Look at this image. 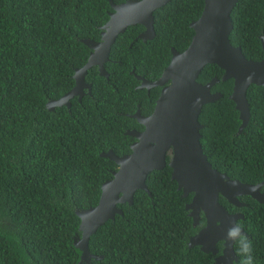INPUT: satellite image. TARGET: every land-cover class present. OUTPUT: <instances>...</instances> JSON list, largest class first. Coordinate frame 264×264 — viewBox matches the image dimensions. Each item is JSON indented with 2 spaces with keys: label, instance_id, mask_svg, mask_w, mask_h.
Instances as JSON below:
<instances>
[{
  "label": "trees",
  "instance_id": "obj_1",
  "mask_svg": "<svg viewBox=\"0 0 264 264\" xmlns=\"http://www.w3.org/2000/svg\"><path fill=\"white\" fill-rule=\"evenodd\" d=\"M204 6V0H171L155 12V37L147 42L138 38L143 25L128 27L105 63L110 76L91 68L86 75L91 90L51 110L48 102L69 92L75 70L88 62L91 48L84 39L101 38V25L112 11L109 0H0V264H80L85 251L75 244L82 221L77 211L99 202L102 185L116 166L100 154L105 141L95 135L98 123L118 126L127 117L123 112H135L139 105L145 112L152 110L149 100L157 94L147 96L137 88V76L127 72L134 68L151 81L161 76L172 49L182 52L189 46L191 23ZM231 19L233 43L257 60L264 0H239ZM93 22L100 26L90 28ZM133 36L130 47H122ZM121 47L122 55H132L133 67H119ZM119 70L124 75L118 76ZM223 74L218 65L208 64L198 82ZM233 85L229 79L212 87L223 96L203 106L201 144L214 168L257 183L264 180V86H250L251 116L239 132L240 112L229 98ZM120 94L129 98L127 105L119 107ZM124 142L110 146L127 153L129 142ZM171 173L166 166L150 174L151 195L136 192L135 197L148 195L138 209L119 203L124 214L117 213L91 235L89 251L103 259L83 264H215V254L190 245L196 229L185 209L190 197H182ZM248 203L238 222L253 241L256 264H264V203L252 197ZM218 247L221 253L222 244Z\"/></svg>",
  "mask_w": 264,
  "mask_h": 264
},
{
  "label": "water",
  "instance_id": "obj_2",
  "mask_svg": "<svg viewBox=\"0 0 264 264\" xmlns=\"http://www.w3.org/2000/svg\"><path fill=\"white\" fill-rule=\"evenodd\" d=\"M168 1L170 0H128L118 4L110 0L114 12L109 14V20L102 27L100 35L104 41L84 40V43L92 49L88 62L75 70V86L61 98L50 100L47 104L48 108L53 110L67 105L74 96H82L84 89L90 90L91 84L85 81V77L91 68L97 67L101 76L109 77L110 73L105 68V62L108 61L111 45L126 28L141 24L145 30L139 38L144 41L148 38L152 39L155 35L153 12ZM204 1L205 6L201 16L191 24L194 36L189 46L182 52L173 49L174 56L170 64L162 73L161 80L154 83L158 85L171 80L145 124L147 130L149 124H153L155 129L163 127L164 134L157 142L164 141L165 146L163 149L153 146L151 133L147 136L149 138L146 136L138 138L140 147L135 145L134 153L127 157L125 162H121L122 157L119 158L115 153L106 154L111 160L121 164L120 169L114 173L118 178L104 184L101 200L96 207L78 212L82 217L81 230H85L87 216L99 217L90 218L97 220L93 227L95 231L99 224L114 218L117 212H123L117 206L118 202L124 203L127 200L132 203L136 189L148 190L147 176L166 165L167 151L170 147L174 150L169 164L173 168L172 179L177 181L178 189L183 191V197L192 194L193 202L188 204L186 209L197 213L198 209L202 208L207 217V225L193 238V243L200 245L201 250L215 254L218 251L217 243L226 240L227 230L239 219L244 218L242 213H231L221 204L216 198L218 193L234 205H241L242 202L238 197L243 194H250L253 198L264 202V193L256 192L260 190V184L251 185L227 173L219 172L212 167L203 152L201 144L203 125L199 121L200 114L205 104L215 102L223 96L221 92H212V87L220 80L234 79L229 98L240 112L242 124L239 132H242L251 116L247 92L252 84L264 86V59L261 61L247 59L241 47H236L231 42L230 33L233 29L231 13L239 0ZM208 64L218 65L224 70V74L221 79L214 77L202 84L198 82V78ZM146 84L143 79L142 86ZM148 142L152 145L146 144ZM115 187H122L125 193L123 197L119 198L116 191L113 192ZM192 215L190 216L193 217ZM199 219L197 214L194 218L196 224ZM89 238V231L85 230L83 239L78 243L86 251L80 264L91 259H103V255H95L88 251ZM226 242L225 258L231 252L234 256L233 243L229 240ZM227 264H232L231 258L227 259Z\"/></svg>",
  "mask_w": 264,
  "mask_h": 264
},
{
  "label": "clouds",
  "instance_id": "obj_3",
  "mask_svg": "<svg viewBox=\"0 0 264 264\" xmlns=\"http://www.w3.org/2000/svg\"><path fill=\"white\" fill-rule=\"evenodd\" d=\"M113 1V0H112ZM128 1V0H127ZM171 1V0H170ZM170 1H168L167 3H169ZM109 3H110V0H109ZM125 3V2H124ZM166 3V4H167ZM165 4V5H166ZM165 5H163V6H161V7H159V8H156L155 10H154V12H153V17H154V23H155V12L158 10V9H160V8H162V7H164ZM107 23V22H106ZM106 23H104L103 25H101V27H103ZM192 24V23H191ZM98 26H100L99 25V23L98 22H93V23H90V25H89V27L90 28H92V29H96ZM128 28H126V30H127ZM125 30V31H126ZM124 31V32H125ZM232 31V30H231ZM124 32H122V33H124ZM101 33V32H100ZM121 34V33H120ZM141 34V33H140ZM139 34V35H140ZM231 34V33H230ZM139 35H138V38H139ZM118 37V36H117ZM154 37H155V35H154ZM153 37V38H154ZM133 38H134V36L128 41V42H126L122 47H124V46H129L130 47V45H131V43H132V41H133ZM152 38V39H153ZM231 38V37H230ZM88 38H85L84 40H87ZM141 39V38H140ZM152 39H149V40H152ZM262 39L264 40V34L263 35H261L260 36V40H261V43H262ZM90 40H92V39H90ZM101 40V38L100 39H97V40H93V41H100ZM143 40V39H142ZM144 41V40H143ZM148 41V40H147ZM147 41H144V42H147ZM231 42H232V44L234 45V46H236V47H241V49H242V53L244 54V56L245 57H247V59H249V60H254V61H256V59H253V58H251V57H249L246 53H245V51H244V49H243V47H242V45L241 44H239V45H236L235 43H233V40L231 39ZM115 43V42H114ZM114 43L111 45V49H112V46L114 45ZM130 43V44H129ZM122 47L120 48V50H119V54H118V56H120L121 55V49H122ZM91 51H92V49H91ZM110 52H111V50H110ZM259 53L261 54V56L263 55V52L259 49ZM172 54H173V49H172ZM173 56H174V54H173ZM173 56H172V58H173ZM123 57V60L120 62V65H119V67L120 68H123V66H126V67H133V57H132V55H129L127 52H124V55L122 56ZM110 59V53H109V58H108V60ZM172 60V59H171ZM107 62V61H106ZM105 62V63H106ZM170 64V63H169ZM106 68V67H105ZM167 68V67H166ZM165 68V69H166ZM164 69V70H165ZM120 71V70H119ZM118 72V71H117ZM164 72V71H163ZM128 74H130L131 76H137V79H139L138 77H140V80H142L143 81V79H144V77H141V76H139L140 74H142V73H140V72H138V71H136L134 68H133V70L131 71V72H127ZM118 74V73H117ZM121 75H124L123 73L122 74H118V76H121ZM110 76V75H109ZM161 77H162V74H161V76H159V77H157V78H155L154 80H152L153 81V83H156V82H158V81H160L161 80ZM233 79V78H232ZM88 82V81H87ZM88 83H90V82H88ZM147 84H150V83H148V82H146ZM171 83V80H169V81H167V82H164V83H162V84H158V85H154L153 84V88H161V86H164V90H163V92H162V94L160 95V96H158V94H159V92H157V91H154L151 95H148L147 94V96H149V97H153L154 96V94L156 93L157 94V98L156 99H152V100H149V102L151 103V104H153V108H152V110L151 111H148L147 109V112H145V111H143V109L141 108V106L139 105V108L137 109V111H135V112H123V113H125L126 115H127V117H123L124 118V121L120 124V125H118V126H113V127H104L103 125L105 124L104 122H102V121H100L99 123H98V126H97V128H96V132H97V134H95V130H94V128H93V126L91 125V128H92V131H93V133L95 134V135H97V136H99V137H101L104 141H105V146L104 147H102V149H101V151H100V154H101V156L102 157H108L106 154H108V153H110V152H112V153H115L116 155H118L119 156V158H120V156L122 157L123 156V154L121 153V150H119V149H115V147L114 146H110V143H113L114 141H118V142H123L124 140H125V142L124 143H128L129 142V144H131L134 140H136L137 138H138V136H139V134L141 133V131H143L145 128H146V122L148 121V119L150 118V116H151V114L154 112V110H155V107H156V104H157V102H158V100L163 96V94L165 93V89L167 88L166 87V84H170ZM91 84V83H90ZM167 85V86H168ZM91 87H92V84H91ZM153 88H151V89H153ZM140 89H145V90H147V92L149 93L150 91H151V89L149 90V88L147 87V86H140ZM85 90H88V89H84V94L82 95V96H78V95H76L79 99H81L84 95H85ZM91 90V89H90ZM75 97V96H74ZM59 99V98H58ZM71 103H70V100H69V104H67V105H70ZM99 115H95V116H92L91 117V119H95V118H97ZM102 117V116H101ZM102 119H104L107 123H111V122H109V121H107L108 119H107V117H102ZM149 127H152L153 129H154V131L156 132H154L153 133V139L155 140V141H157L158 140V138L160 137V136H162L163 134H164V130H163V127L161 128V129H155V126L153 125V124H149ZM133 151V149L132 148H130V151H128V152H132ZM204 152V151H203ZM134 153V151L132 152V154ZM172 157H169V156H167L166 157V165L162 168V169H164L166 166H169L171 169H172V172H173V168L169 165L170 164V162L172 161V159H171ZM120 166H121V164L120 163H118V162H116V166H115V168H114V170H113V175H114V173L115 172H117L119 169H120ZM213 167V166H212ZM214 168V167H213ZM161 169V170H162ZM215 169H217V168H215ZM219 172H221V173H227V172H225V171H220L219 169H217ZM155 171H159V170H154V171H152V172H155ZM151 172V173H152ZM150 173V174H151ZM150 174L147 176V179H146V184L148 185V190H145V189H142V190H144V191H147V192H149V194L151 195V191L149 190V183H150ZM228 175H230L229 173H227ZM231 176V175H230ZM235 178V177H234ZM114 178L112 177V178H110V179H108V180H106L104 183H103V185H102V189H103V186H104V184L107 182V181H111V180H113ZM171 180L172 181H175L176 183H177V181L176 180H173L172 179V173H171ZM241 180V179H240ZM242 182H245V181H242ZM245 183H247V182H245ZM249 184V183H248ZM254 185H258V184H260V191L262 192V193H264V180H262V181H260V182H257V183H253ZM177 187H178V183H177ZM119 189H122V187H115L114 188V190H113V192L114 191H116V193H117V195L119 196V198H121V197H123L124 195H121V194H118V190ZM138 190H141V189H136L135 190V192H134V195H133V199H132V203H130L129 201H127L126 200V202H128L129 204H134V208L135 209H138V207H139V204H141V203H143V202H145V200H147V198H148V195H147V193H145V192H143V193H141L140 195H137L136 197H135V195H136V192L138 191ZM103 192V191H102ZM183 192V191H182ZM125 194V193H124ZM244 195H246V196H244ZM242 196H244V198H242V201L241 202H243V201H247V204H248V206H249V203H248V197H252V196H250V194H243ZM188 197H190V200H191V198H192V194H190ZM135 198H136V200H138L139 202H137V203H134L135 202ZM253 198V197H252ZM256 199V198H255ZM100 200H101V197H100ZM100 200H99V202H100ZM256 201H259V202H261V203H264V202H262V201H260L259 199H256ZM99 202L95 205V206H91V207H89V208H86V209H80V210H78L77 212H79V211H81V212H84V210H88V209H91V208H93V207H96L98 204H99ZM119 203H121V202H118L117 203V206L120 208V209H122V211H123V208L122 207H120L119 206ZM125 203V202H124ZM247 206V207H248ZM247 207H245V208H247ZM118 213V212H117ZM116 213V214H117ZM116 214H115V217L114 218H109L108 220H106L104 223H101V224H99V226L97 227V229L95 230V231H93V227H94V225H96V223H97V220H91L90 218H99V217H89V216H87L86 217V219H87V221L89 222V225L87 226L86 224H85V230L88 232L89 231V234H90V238H89V240H88V251H89V242H90V239H91V235L93 234V233H95L101 226H103L104 224H106L109 220H115V218H116ZM121 215H123L124 214V211L122 212V213H120ZM82 218V217H81ZM194 220V218H192V221ZM240 220V219H239ZM238 220V221H239ZM200 221H201V219H200ZM81 223H82V221H81ZM87 223V222H86ZM80 226H81V224H80ZM85 230H81L80 228H79V233L78 234H76L77 235V239H76V241H75V244L78 246V247H80L79 245H78V243H79V240L80 239H83V234H84V231ZM194 238V237H193ZM225 239L226 240H229V241H231L232 243H233V246H234V256H233V254H232V252L228 255V257L227 258H225V255H224V249H225V247H223L222 246V251H221V253H219L220 252V250H219V247H218V244H217V252L215 253V256H216V254L217 253H219L220 255L217 257V260L215 259V264H218V263H220V262H223V264H227V259H229V258H231V262H232V264H235V261L236 260H238V264H256V258H255V255H254V245H253V241H252V239L249 237V235L245 232V230H244V228H243V225L240 223V222H236L232 227H230L228 230H227V234H226V237H225ZM190 245H196V246H198L200 249H201V246L200 245H198V244H195V243H193V239L191 240L190 239ZM81 248V247H80ZM83 249V248H82ZM84 250V249H83ZM85 251V250H84ZM211 253V252H210ZM213 254V253H212ZM85 255H86V251H85ZM84 255V256H85ZM236 256V258H234ZM215 258V257H214Z\"/></svg>",
  "mask_w": 264,
  "mask_h": 264
},
{
  "label": "flooded vegetation",
  "instance_id": "obj_4",
  "mask_svg": "<svg viewBox=\"0 0 264 264\" xmlns=\"http://www.w3.org/2000/svg\"><path fill=\"white\" fill-rule=\"evenodd\" d=\"M111 6V5H110ZM112 8V7H111ZM112 12H114V9L112 8V11L110 12V13H112ZM193 23V22H192ZM145 30V29H144ZM141 33H143V32H141ZM140 36H141V34H140ZM132 38V37H131ZM130 38V39H131ZM129 39V40H130ZM149 39V38H148ZM104 40H103V38L101 37V40L100 41H98V42H103ZM147 41V40H146ZM128 42V41H127ZM261 50H262V52H263V55L261 56V57H259L256 61H261V60H263L264 59V40L262 39V43H261ZM123 50L121 49V52H122ZM110 53V52H109ZM123 55L121 54L120 56H118L119 58H121V59H123V57H122ZM108 58H109V54H108ZM118 62V64L120 65V62L121 61H117ZM123 67H126V66H123ZM121 71V70H120ZM120 71H118L117 73L118 74H120ZM141 77H144V76H141ZM146 79V78H145ZM148 80V79H147ZM85 81L87 82V80H86V77H85ZM138 81L140 82L139 83V85L137 86V88H140V86H142V84H143V81L142 80H140V79H138ZM149 81H151V80H149ZM151 82H153V81H151ZM167 85L168 84H166V87H167ZM145 86H147L148 88H149V90L151 89V88H153L154 86L153 85H151V84H146ZM163 90H164V86H161V88H153V89H151V91L148 93L147 92V90H146V94H148V95H151L154 91H157V92H159V94H158V96H160L161 94H162V92H163ZM118 91V90H117ZM120 101H121V104L119 105V107L120 106H125V105H127L128 103H129V98L128 97H125V96H122L121 94H120ZM118 116H120V115H118ZM118 119V118H117ZM240 129V128H239ZM155 131H154V129L152 128V127H149V130H147V128H145L143 131H141V133L139 134V136H138V138L139 137H143V136H146V138H149V137H147V136H149V135H151V133L153 134ZM156 133V132H155ZM136 139V140H134L131 144H129V145H126V150H127V153H123V155H126V154H131L130 152L128 153V149L129 148H132L133 149V147L135 146V145H138V142H139V139ZM151 141H152V143H153V146L154 145H156L157 146V148H159V149H163V147L165 146V142L164 141H162V142H160V143H158L157 141H155L153 138H151ZM173 155H174V150L170 147L169 149H168V151H167V156H169V157H173ZM182 176V175H181ZM246 182V181H245ZM247 183H249V182H247ZM249 184H251V185H254L253 183H249ZM220 190V189H219ZM219 190H218V192H219ZM256 192H261L260 190H257ZM118 194H121V195H124V192H123V190L122 189H119L118 190ZM232 196L233 197H235V195H233L232 194ZM244 196H246V195H244ZM244 196H239L238 198L242 201V198H244ZM251 196V195H250ZM182 197H183V194H182ZM247 197V196H246ZM185 198H187V197H185ZM216 198H217V200L221 203V204H223L231 213H242L244 216H245V207H247L248 206V204H247V201H243L242 203H241V205H238V204H236V205H234V204H232V203H230V202H228L227 201V199L224 197V196H222L221 195V193L219 194H217V196H216ZM194 200V199H193ZM193 201L192 200H187L186 201V204H185V209L187 208L186 206L188 205V204H191ZM188 216H190V215H192L193 217H191V218H196V215L197 214H199V218L200 219H202V218H204L205 219V223L204 224H202L201 223V221H200V219L198 220V223L196 224V222L193 220V225L196 227V229L194 230V233L190 236V239L192 240L193 239V237H195L198 233H199V231H201L206 225H207V217L204 215V213H203V211H202V208H199L198 209V212L197 213H192V210H190V209H188ZM240 220H242V219H240ZM238 222V221H237ZM86 225L88 226L89 225V222L87 221V223H86ZM218 243H221L222 244V246L223 247H226V244H227V242H226V240H221V241H219ZM217 243V244H218ZM232 250H234V246H232ZM220 254L219 253H217L216 254V256H215V259L217 260V257L219 256ZM218 264H223V262H220V263H218Z\"/></svg>",
  "mask_w": 264,
  "mask_h": 264
},
{
  "label": "bare ground",
  "instance_id": "obj_5",
  "mask_svg": "<svg viewBox=\"0 0 264 264\" xmlns=\"http://www.w3.org/2000/svg\"><path fill=\"white\" fill-rule=\"evenodd\" d=\"M148 40H149V39H148ZM115 42H117V39H115ZM144 79H145V77H144ZM145 82H148V83H150L151 85L154 84L153 82H151V81H149V80H147V79H145ZM146 144H150V145H152L151 142H148V143H146ZM137 147L139 148V147H140V144H138ZM133 150H134V147H133ZM136 150H138V149H136ZM131 155H132V153H131V154L123 155L122 158H121V159H122L121 162H125V160L128 159L127 157H129V156H131ZM113 178L117 179V178H118V175H113Z\"/></svg>",
  "mask_w": 264,
  "mask_h": 264
},
{
  "label": "rangeland",
  "instance_id": "obj_6",
  "mask_svg": "<svg viewBox=\"0 0 264 264\" xmlns=\"http://www.w3.org/2000/svg\"><path fill=\"white\" fill-rule=\"evenodd\" d=\"M260 50H261V48H260ZM262 51V50H261Z\"/></svg>",
  "mask_w": 264,
  "mask_h": 264
}]
</instances>
